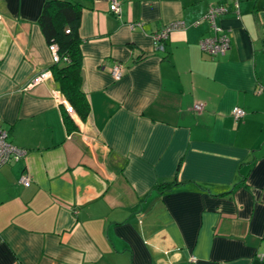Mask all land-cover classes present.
Returning a JSON list of instances; mask_svg holds the SVG:
<instances>
[{"label":"crops","instance_id":"crops-1","mask_svg":"<svg viewBox=\"0 0 264 264\" xmlns=\"http://www.w3.org/2000/svg\"><path fill=\"white\" fill-rule=\"evenodd\" d=\"M45 1L0 0V119L26 150L0 167V264H264V0H93L84 121L49 70ZM218 4L230 46L211 57Z\"/></svg>","mask_w":264,"mask_h":264},{"label":"trees","instance_id":"trees-1","mask_svg":"<svg viewBox=\"0 0 264 264\" xmlns=\"http://www.w3.org/2000/svg\"><path fill=\"white\" fill-rule=\"evenodd\" d=\"M93 0H46L38 18V24L48 45L55 44L59 60L52 62L49 70L58 83L73 110L86 120L90 105L82 88V53L78 28L81 15ZM64 120L69 125V117L64 111ZM173 181L158 182L157 189L163 190Z\"/></svg>","mask_w":264,"mask_h":264},{"label":"built area","instance_id":"built-area-1","mask_svg":"<svg viewBox=\"0 0 264 264\" xmlns=\"http://www.w3.org/2000/svg\"><path fill=\"white\" fill-rule=\"evenodd\" d=\"M233 4V6L237 9L239 0H230ZM110 9L116 13L120 12V8L116 2H113L110 6ZM229 11L228 7L223 4L218 5H210L204 14V19L207 20L210 23V26L213 28L214 34L208 37L203 38L199 42L200 49L203 53L215 57L218 55H223L226 53L230 46V40L229 36L221 30L216 24V20L220 15H223ZM185 23L183 21H175L170 24H168L166 27H164L157 35L156 38L158 40L166 39L168 34L171 31H175L178 29H184ZM162 48V45H161ZM49 50L52 57V62H56L59 60V56L57 53V46L55 44L49 45ZM123 73V67L120 63H117L113 65L111 68V74L114 77L115 80H119L122 77ZM49 71H46L42 74H40L34 81L38 82L40 80H44L48 78ZM204 107L203 103H196L194 105V108L198 111L202 110ZM245 114V111L240 107H234L232 109V116L235 119H239L243 117ZM26 153V150L21 149L15 145H13L8 140V132L6 129L2 127L1 119H0V167L19 161ZM19 182L25 186H28L30 184V177L28 174H24L19 178ZM196 257H192V261H195Z\"/></svg>","mask_w":264,"mask_h":264},{"label":"rangeland","instance_id":"rangeland-1","mask_svg":"<svg viewBox=\"0 0 264 264\" xmlns=\"http://www.w3.org/2000/svg\"><path fill=\"white\" fill-rule=\"evenodd\" d=\"M192 260V259H191Z\"/></svg>","mask_w":264,"mask_h":264}]
</instances>
